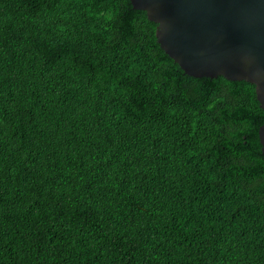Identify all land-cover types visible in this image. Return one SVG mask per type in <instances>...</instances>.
Here are the masks:
<instances>
[{
    "label": "trees",
    "instance_id": "1",
    "mask_svg": "<svg viewBox=\"0 0 264 264\" xmlns=\"http://www.w3.org/2000/svg\"><path fill=\"white\" fill-rule=\"evenodd\" d=\"M129 0H0V264H264L255 86L189 76Z\"/></svg>",
    "mask_w": 264,
    "mask_h": 264
},
{
    "label": "water",
    "instance_id": "2",
    "mask_svg": "<svg viewBox=\"0 0 264 264\" xmlns=\"http://www.w3.org/2000/svg\"><path fill=\"white\" fill-rule=\"evenodd\" d=\"M157 24L164 52L196 77L255 86L264 110V0H129ZM264 153V123L258 129Z\"/></svg>",
    "mask_w": 264,
    "mask_h": 264
}]
</instances>
